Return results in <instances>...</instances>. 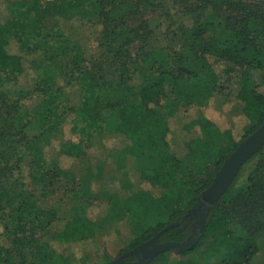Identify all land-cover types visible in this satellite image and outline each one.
<instances>
[{
	"label": "trees",
	"instance_id": "obj_1",
	"mask_svg": "<svg viewBox=\"0 0 264 264\" xmlns=\"http://www.w3.org/2000/svg\"><path fill=\"white\" fill-rule=\"evenodd\" d=\"M169 2L181 6L188 35L182 51L164 56L162 64V53L148 52L144 46L145 18ZM263 3L52 0L43 5L42 0H0V264H73L59 247L73 251L84 247L102 220L92 205L64 220L48 201L60 186L77 187V174L73 167L65 169L61 159L84 160L85 144L105 134L124 137L132 144V153L145 149L144 159L154 164L138 166L140 180L162 191L156 197L141 188L130 198H109L113 218L134 226L132 244L120 256L173 224L178 226L158 240L186 242L191 233L187 213L237 146L264 126V81L252 84L247 71L264 67ZM81 12L102 27L99 52L89 60L58 27L46 32L44 26L47 18ZM141 63L149 78L135 91L130 82ZM37 64L45 73L34 89L10 99L7 86ZM215 65L224 66L223 74ZM221 89L228 98L222 108L223 125L214 128L198 121L203 137L188 147L185 161L179 160L171 153V120L199 105L207 93ZM241 115L247 126L239 134L232 121ZM67 125L69 140L63 138ZM31 131L37 135L30 136ZM253 160L257 162L247 189L236 191L234 186ZM262 233L264 148L241 168L231 188L208 212L200 241L179 254L174 264H253ZM167 252L148 264H165Z\"/></svg>",
	"mask_w": 264,
	"mask_h": 264
},
{
	"label": "rangeland",
	"instance_id": "obj_2",
	"mask_svg": "<svg viewBox=\"0 0 264 264\" xmlns=\"http://www.w3.org/2000/svg\"><path fill=\"white\" fill-rule=\"evenodd\" d=\"M51 1L42 0V4L45 5ZM180 10L181 6L179 4L169 2L156 7L145 18L149 34L146 32L147 35L143 40L144 46L148 52L162 53L163 57L158 54L161 61H163L162 64L166 63L164 56L172 52L182 51L187 38L188 33L183 30V24H188V22L179 14ZM44 26L46 32H53L55 27H58L70 45L77 47L86 60L94 58L99 52L102 27L95 19H88L86 12L76 13L67 18H47ZM137 47H140V44L132 48L133 55L138 52ZM262 60L264 62V56ZM214 67L219 74H223V65H215ZM43 68L39 67V64L34 65L32 69L28 68L17 81L7 86L5 91L8 97L15 99L19 95L30 93L38 79L44 76L45 69ZM247 71L251 76L252 84L260 85L264 81V67L261 70L250 68ZM148 78L146 66L141 63L137 65L133 72L130 85L137 91L139 86L146 82ZM229 86L232 90L233 85L228 83L227 87ZM226 95L227 91L223 89L211 91L204 96L199 105L181 112L180 116L171 120L169 141L171 153L175 157L185 161L189 153L188 147L196 140L202 139V130L198 121L209 122L214 128L223 125L222 108L228 104ZM107 98L112 99L113 96L109 95ZM179 109H182V107L179 106ZM232 124L237 125L235 131H238L239 134L244 133L247 126L245 117L242 115L234 118ZM63 133L64 139L69 140L72 137L68 125L65 126ZM29 135L35 136L37 132L31 131ZM227 146V144H222L223 148ZM85 147L88 151V157L84 160L73 163L70 159L62 158L61 161L65 169L73 167V171L77 174V187L79 184H85L89 187L78 189L73 185L60 186L53 197L49 199L48 205L49 207L56 206L64 220L79 216L86 210L88 205L94 206V212L102 220V224L94 232L92 238L84 247L78 248L77 251L64 246L59 248L73 264H110L120 257L122 250L132 244L134 226L130 225L128 221L121 222L113 218L112 202L109 198L114 196L130 198L141 188L152 191L156 197L161 195L162 191L151 189L140 180L138 166L141 164L149 167L154 164V160L144 159L143 155L147 154L145 149L140 154L132 153V144L129 141L120 135L111 134L97 137L89 144H85ZM58 148L59 145H56L54 151L56 152ZM48 152L50 155L52 150ZM256 162L257 160L251 161L243 171L234 186L236 191L240 192L247 189L248 176L255 168ZM90 183L91 185H88ZM205 202L210 204L209 201ZM2 205H5V199L2 201ZM203 211L206 212L204 209ZM186 217L191 221L189 231L194 233L195 237L200 229L201 222L199 208L196 204L187 213ZM1 230L0 227V232ZM258 248L259 253L252 263L264 264V233L258 236ZM142 259L146 261L149 257L145 255ZM179 260L180 256L175 250L168 251L164 257L165 264H174Z\"/></svg>",
	"mask_w": 264,
	"mask_h": 264
},
{
	"label": "water",
	"instance_id": "obj_3",
	"mask_svg": "<svg viewBox=\"0 0 264 264\" xmlns=\"http://www.w3.org/2000/svg\"><path fill=\"white\" fill-rule=\"evenodd\" d=\"M264 148V126L260 128L256 133L250 136L248 139L240 143L237 148L230 154V156L224 161L221 169L216 174L211 186L204 191L198 198L196 206L199 208L200 213V229L197 234H195L194 239L187 240L184 243H168L160 245L157 252L151 254L150 258L146 261H140L135 264H148L157 254H161L171 250H177L178 254H183L186 251L194 247L201 239L203 235V230L205 226V219L209 211L216 206L228 189L231 187L234 179L239 174L241 168L256 154H258ZM205 201H209L210 204H206ZM206 210V212L203 211ZM178 224H173L168 226L160 233L159 236L163 235L168 230L177 227ZM159 236L151 241V243L157 242ZM143 248V247H142ZM136 254L137 250L134 252L126 253L120 256L118 259L114 260L110 264H124V258L131 254Z\"/></svg>",
	"mask_w": 264,
	"mask_h": 264
},
{
	"label": "flooded vegetation",
	"instance_id": "obj_4",
	"mask_svg": "<svg viewBox=\"0 0 264 264\" xmlns=\"http://www.w3.org/2000/svg\"><path fill=\"white\" fill-rule=\"evenodd\" d=\"M192 239H194V233H190L189 237L187 238V240H192ZM151 241L142 243L141 245L137 246L133 250L129 251L128 253L134 252L135 250H137V253L131 254L128 257L124 258V261H123L124 264H135V263H138L140 261H145L142 259L145 255H147L150 258L151 254H154L157 252L160 245H164V244L169 243V242L161 243L159 240H157V242H155V243H151ZM157 255H159V254H157ZM127 259H129V262H127Z\"/></svg>",
	"mask_w": 264,
	"mask_h": 264
}]
</instances>
